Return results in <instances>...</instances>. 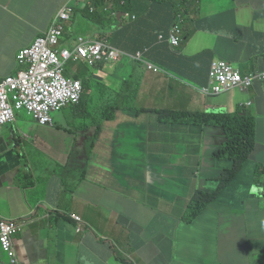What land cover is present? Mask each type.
<instances>
[{
    "label": "crops",
    "instance_id": "0c3cea01",
    "mask_svg": "<svg viewBox=\"0 0 264 264\" xmlns=\"http://www.w3.org/2000/svg\"><path fill=\"white\" fill-rule=\"evenodd\" d=\"M86 1L0 0V78L20 69L17 56L51 28L56 12L65 4L66 12L81 8ZM182 5L184 41L177 55L164 48L177 12L167 7L147 14L146 5L135 9L146 14L137 26L144 45L138 52L150 63L174 64L184 74L136 72L140 87L131 108L151 112L123 108L111 121L88 117L74 128L69 124L77 116L52 117L53 126L44 128L21 115L20 123L15 120L0 133V218L25 222L14 237L18 264H169L172 252L183 247L177 240L185 229L197 228L205 211L211 213L207 235L220 246L231 232L248 235L253 256L264 251V197L249 202L237 178L208 210L185 220L190 199L210 185L216 171L209 155L225 145L222 129L162 122L154 112L232 114L242 108L258 117L257 136L264 138V82L220 96L198 91L208 84L215 58L242 74L264 70V43L255 29L261 22L264 31V0H186ZM202 53L208 59L197 61ZM114 89L128 91L125 84ZM106 101L103 95L92 106ZM123 101L117 97L118 105ZM98 126L101 133L94 140ZM71 215L82 218L83 231L76 230ZM206 245L192 242L188 249ZM3 261L8 259L2 256ZM171 264L184 262L173 258Z\"/></svg>",
    "mask_w": 264,
    "mask_h": 264
},
{
    "label": "trees",
    "instance_id": "16d2710c",
    "mask_svg": "<svg viewBox=\"0 0 264 264\" xmlns=\"http://www.w3.org/2000/svg\"><path fill=\"white\" fill-rule=\"evenodd\" d=\"M108 1L117 2V0H96L92 3L93 11H96V13L90 15L89 11H84L80 15L81 18L87 19L93 27L97 28V32L102 35L109 36V33L114 30L113 40H110L109 38V41L114 47L127 52L134 50L138 51L144 46L139 42V34L137 32L138 23L127 26L125 25L122 29L117 28L116 24H111V21H116L112 18L111 13H108L105 10ZM176 3L177 1L175 2L174 0H147L145 2L137 0L129 1L126 9L129 14H132L133 9L140 5H146V8L150 9H154L155 7H161L165 9L167 7H172V9L175 10ZM73 31H75V33ZM78 32H81V26H76L73 29L66 28L65 41L70 43ZM164 48L167 54L172 52L167 45ZM156 52H154L152 56H154ZM152 56L151 59H153ZM202 58H204V56H199L197 59ZM193 59L196 60L195 58ZM183 61L186 62V59H183ZM159 66H162L169 73L184 77V74L181 72V70L174 64L168 66L163 65V63H159ZM136 72L137 71H132L131 75L128 76L127 81L124 82L128 88V91L124 89L122 90L121 94L118 95L124 100L121 105L117 104V97L113 99L112 95H109V101H106L104 104L101 102L95 106L90 104L91 111L94 113H89L86 115H95L93 120L97 119L98 117L101 119V121L113 120L119 110L127 107V105L136 98L139 87V81L137 80L139 76L136 77ZM76 78L82 80L85 89V93L81 99V102L77 105L72 103L68 104L60 111L66 107H70L75 115L83 118V115H79L83 111V105L87 102L88 98H92V95L88 92L92 91L95 86H99L101 93L109 92L110 94V90L103 87L104 81L97 75L85 73L76 75ZM128 109L133 110L135 113L151 112L149 110L137 111L131 107H128ZM154 112L158 114L159 119L162 122L183 125L190 124L196 127L217 126L223 129L227 137L225 145L222 148H219L218 151L213 154L214 158H216L217 167L221 168L222 170L221 177H216L215 175L210 176L213 180L218 182V190L215 192L200 190L193 196L189 205V220H193L199 216V214L207 205L212 204V202L219 196L222 190L232 182V180H235L236 174L242 169L245 162L249 160L253 152H255L257 126L253 122L251 115L245 112H238L235 114L224 113L222 115L217 113L207 115L193 112L177 113L169 110H160ZM101 129L102 126H98L96 128L95 136L93 138L94 140L98 139Z\"/></svg>",
    "mask_w": 264,
    "mask_h": 264
},
{
    "label": "built area",
    "instance_id": "2783aa9c",
    "mask_svg": "<svg viewBox=\"0 0 264 264\" xmlns=\"http://www.w3.org/2000/svg\"><path fill=\"white\" fill-rule=\"evenodd\" d=\"M61 28L51 29L48 34L37 39L29 48L22 50L17 56L20 69L15 75L0 79V132L6 124L16 120V111H25L42 126H52V114L60 111L71 103L80 99L83 87L80 81L66 77V61L71 57L65 50L58 51L62 36ZM173 45H178V39L171 37ZM77 50V57H89V49L83 45ZM111 59H116L114 55ZM148 69H157L146 65ZM215 80L214 92L219 93L226 86V90L239 86L241 77L238 71L227 63H215L212 70ZM209 94L208 90H204ZM79 223L80 232L82 219L72 215ZM21 229L19 223L11 220H0V253L15 255L12 237Z\"/></svg>",
    "mask_w": 264,
    "mask_h": 264
},
{
    "label": "clouds",
    "instance_id": "9594fccd",
    "mask_svg": "<svg viewBox=\"0 0 264 264\" xmlns=\"http://www.w3.org/2000/svg\"><path fill=\"white\" fill-rule=\"evenodd\" d=\"M94 1H96V0H87L85 2V4L83 5V6H86V7H81V8L80 7H71L70 11H68V12L64 11V7H67V4H65L58 12H56V14L54 16L55 18L53 17L54 20H53V24H52L51 28L45 34H43L42 36L39 37V38L45 37L51 29L61 28V31H62L63 34H62L61 39H60V43H59V46H58V51L62 52V51L65 50L66 52H69V54L71 55V57L66 61V73H65V75L68 74V78L69 79L80 81L81 84H82V87H83V92L81 93L79 101L77 103H72V104H75V105L80 104L81 99H82V97H83V95L85 93V89H84V85H83L82 80L76 78V75H78V73H70V72H68L67 66H68V64L70 62L75 63V64H83V65L91 66V67H95V68H97V66L119 65V63L122 62L124 60V58L127 57L126 54L129 53V52L125 51V50H121V49H118V48L114 47L111 44V42L109 41V36L108 35L100 34L99 32H97V28L93 27L88 22L87 19L81 18L80 15L84 11H89L90 15H93V14L96 13V11H93V8H92V3ZM129 1H137V0H117V2L108 1L107 4H106V9L105 10L108 13H111L112 18L119 25V27L117 26V28H121L122 29L125 25L126 26L127 25H133V24H136V23L139 24L140 22H143L146 19V14H144L142 16L138 15L136 13V10H135L136 8L133 9L132 14H129V12L126 9V7L128 6ZM140 1L145 2L147 0H140ZM174 1L175 2L177 1L176 5H175L176 6L175 12H177V14H176V22L171 27V29L169 30L168 43H169V49L172 51L171 53L177 55L178 54V49L180 48L182 42L184 41L183 40V30H182V28H183V25L185 23V16L181 12H182V8H183L182 4L184 2H186V0H182V4L180 3L179 0H174ZM68 4L71 6L70 3H68ZM160 8L161 7H155L154 9L147 8V14H149L151 12H157V11H159ZM74 11L76 12L75 15L73 13ZM70 22H73L72 26L70 27L71 29L75 28L76 26H78V27L81 26V32H78L76 34L75 38L70 43H67L65 41V34H66L65 26H66V24H68ZM262 27L263 26H262L261 22H258V23L255 24L256 34H257L258 38H260L261 42L264 43V31L262 30ZM87 30H91L89 35H88V31ZM173 33H174V36L178 39V45L177 46L173 45L172 42H171V37H172ZM161 40H163V37H161ZM81 41H83V45H85L89 49V57L86 58V59H83V58L76 59L77 50L82 44ZM62 43L66 46V48H62V46H61ZM111 55H114L116 59H111L110 58ZM199 56H204V58L197 59V61L208 59L206 53H202V54L198 55L197 58ZM142 57L145 59L144 55L142 53L138 52V55L134 56V60L136 62H140ZM220 62H224V63H227L230 66H232L230 63H228V62H226L224 60H220L219 58L213 59L212 62H211V67H210V71H209L208 84L206 86H204V87L199 88V90H198V91H200V93L202 95L207 96V97L220 96V95L228 93V92H230L233 89H236L238 87H240L242 89H245L248 86V84H253V83H256V82H264V70L256 71V72L249 73V74H242L240 72V70H238L234 66H232L236 71L239 72L240 77H241V84L239 86L231 87V88H229L227 90H226V86L224 85L223 86V90L220 91L217 94V93L214 92V86L216 85V82L212 78L211 73H212L214 64L215 63L219 64ZM146 65L154 66V68L157 69V71H155L154 69H152V70L148 69ZM140 67L142 68L143 71H151V72H154V73L167 72L161 66H157V65H155L153 63L148 62L147 60H146V64H144V65H142ZM114 72H115V67L111 68L110 70H108L106 72L102 71V73L107 75V76H112ZM15 74H13V75H15ZM9 76H11V75H9ZM98 77H100V76H98ZM0 79H2V78H0ZM137 80L139 81V78H137ZM103 81H104V79H103ZM103 87L105 89H109L110 90V94H109V92L100 93L101 97L103 95H105L107 97V101H109V95H112V98L115 99L122 92L121 90L110 89L106 83L103 84ZM139 87H140V82H139ZM139 87H138V89H139ZM204 90H208L209 94H206ZM90 92L91 91H89L88 93L90 94ZM88 104L90 105L91 103H88ZM125 108H128V106L125 107ZM137 111H140V110H137ZM235 113H238V111H236ZM235 113H232V114H235ZM136 114H142V113H136ZM205 115H207V114H205ZM256 126L258 127V124ZM4 127H3V129H4ZM206 127H209V126H206ZM212 127L213 128H218L216 126H212ZM219 129H221V128H219ZM222 131H223V129H222ZM224 135H225V133H224ZM226 141H227V137L225 135V142ZM255 148H256L255 152L257 150H260V149L264 148V138L263 137L257 136ZM216 151H218V149ZM255 152H253L252 156L249 158V160L247 162H249L253 158ZM203 161H204V158H203ZM247 162H245V164ZM209 181L215 182V184H216V189L214 191H211V192L217 191L218 190V182L216 180H213L211 177H209ZM233 181L234 180H232V182ZM232 182L230 184H232ZM200 190L210 191L208 189H200ZM260 194H261V197H264V191L263 192L260 191ZM191 200H192V198L190 199L189 204L187 206V215L185 217V220L187 222H191L192 221V220H189V216H190L189 205L191 203ZM210 205L211 204H209L207 206H210ZM205 208L203 209V211L205 210ZM71 218H72V220L74 222H76L75 219L72 217V215H71ZM1 219H3V218H0V220ZM4 220H11V221L17 222L21 226V229L17 233H15L13 235V237H12L13 246H14V237L23 230V228L25 226V222L22 221V220H14V219H4ZM76 223H77V227H78L79 223L78 222H76ZM83 223L84 222L82 220V226H81L82 230L81 231L84 230V224ZM263 223L264 222H262V224H261V229L262 230H264L263 227H262ZM76 230H77V228H76ZM14 250H15V246H14ZM2 256L8 259V261H9L8 263L18 264L16 250H15V255L14 256H9L7 253L1 252L0 253V257H2Z\"/></svg>",
    "mask_w": 264,
    "mask_h": 264
},
{
    "label": "rangeland",
    "instance_id": "374dc122",
    "mask_svg": "<svg viewBox=\"0 0 264 264\" xmlns=\"http://www.w3.org/2000/svg\"><path fill=\"white\" fill-rule=\"evenodd\" d=\"M217 3H225L226 0H215ZM86 7V6H83ZM111 24L119 25L117 22L111 21ZM75 33V31H73ZM101 32V31H100ZM114 30L109 33L110 40L114 38ZM62 48H66V46L62 43ZM127 57L124 58L119 65H105V66H97L91 67L82 64H75L70 62L67 66L68 72L70 73H78L79 75L89 73L93 75L100 76L104 79V84L107 83L110 89H114L115 86H121L125 81H127L128 76L132 71H138L141 75L144 74L142 68L140 66L146 64V60L142 57L140 62H136L134 60V56L138 55V51L134 50L126 54ZM115 67V72L112 76H107L102 73V71L106 72L111 68ZM68 77V74H66ZM96 88V89H95ZM101 89L99 86H95L93 90L90 92L92 98H88V102L83 105V111L79 115H83V118L75 115L73 110L70 107L64 108L60 112H56L52 114V117L57 121L59 117H73L77 116L76 121L74 119L69 124L71 127L78 126L83 124V120H87L88 117L94 118L95 115L87 116L86 114L94 113L91 111V106L88 103H95L100 95ZM133 102V101H132ZM132 102H130L127 106H135ZM244 109L240 108L238 112H242ZM16 120L18 123L21 122V115H27L25 111H16ZM224 114V113H218ZM253 122L257 125L258 117L256 115L251 114ZM26 121H30L29 117H26ZM33 120V119H32ZM35 121V120H34ZM40 127L47 128L48 126H41L37 121H35ZM6 126H11L8 124ZM212 127V126H211ZM213 128V127H212ZM205 150V148H204ZM216 153L214 151L212 155H209L210 160L216 162V158H214L213 154ZM23 161V160H22ZM26 162H22L21 165H24ZM248 168L241 169L237 174L236 178L239 184V190L241 193H246L244 196L247 198L249 202L258 201V197L261 196L260 191H264V148L257 150L253 156V158L248 162ZM216 177L222 176L221 168L217 167L214 172ZM21 178V177H20ZM196 180V178H193ZM206 189L210 191H214L216 189L215 182L210 181V185L206 187ZM256 192H259L256 194ZM235 197V195H234ZM234 197L229 198L233 200ZM228 199V198H227ZM245 200V199H244ZM259 203V202H258ZM258 203H255V212L258 209ZM264 206V203L262 204ZM209 206L205 209L208 210ZM256 214V213H255ZM211 213L205 211V215L203 219L200 218L197 228L187 230L185 229L182 239L177 240L179 245L183 247L175 252H172V256L168 258L169 264H171V260L173 258L182 260L184 264H264V251L257 253L253 256L250 249V240L247 243L248 235L247 234H236L233 235L229 232V240L226 244H218V240L216 238L209 237L208 233V219L210 218ZM260 216L264 217V209L260 211ZM263 222V221H262ZM261 222V223H262ZM193 227V226H192ZM264 229V223L262 225ZM211 240V241H210ZM192 242H197L199 244H207L204 249H188L189 245ZM4 260V258H3ZM5 264H9L8 261H3Z\"/></svg>",
    "mask_w": 264,
    "mask_h": 264
},
{
    "label": "flooded vegetation",
    "instance_id": "af4514ba",
    "mask_svg": "<svg viewBox=\"0 0 264 264\" xmlns=\"http://www.w3.org/2000/svg\"><path fill=\"white\" fill-rule=\"evenodd\" d=\"M217 127V126H216ZM219 128V127H218Z\"/></svg>",
    "mask_w": 264,
    "mask_h": 264
}]
</instances>
